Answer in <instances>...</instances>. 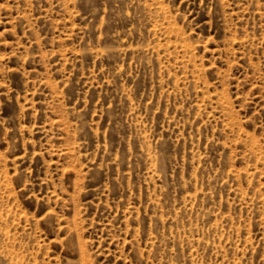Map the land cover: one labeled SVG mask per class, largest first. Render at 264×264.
Listing matches in <instances>:
<instances>
[{"label": "rangeland", "instance_id": "1", "mask_svg": "<svg viewBox=\"0 0 264 264\" xmlns=\"http://www.w3.org/2000/svg\"><path fill=\"white\" fill-rule=\"evenodd\" d=\"M0 264H264V0H0Z\"/></svg>", "mask_w": 264, "mask_h": 264}]
</instances>
